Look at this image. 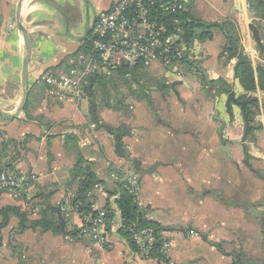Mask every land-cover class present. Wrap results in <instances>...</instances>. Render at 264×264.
Wrapping results in <instances>:
<instances>
[{"label": "crops", "instance_id": "obj_1", "mask_svg": "<svg viewBox=\"0 0 264 264\" xmlns=\"http://www.w3.org/2000/svg\"><path fill=\"white\" fill-rule=\"evenodd\" d=\"M113 1L24 5L21 21L31 52L28 107L15 118L0 115V170L34 173L37 182L34 192L19 200L0 195V264H165L140 259L130 236L118 229L102 246L77 234L78 216L59 209L71 197L66 183L78 154L108 188L116 183L114 176H137L136 204L159 238L170 243L176 264H242V257L264 264V49L247 28L254 26L264 41V22L253 23L246 0H193L195 21L223 29L213 27L211 38L190 42L196 59L181 63L177 76L157 66L138 71L150 80L135 86L144 96L129 97L134 104L129 113L100 110L94 103L92 116L87 95L83 104L73 96H51L38 79L85 51L97 15ZM22 3L0 0V111L5 113L14 111L22 96L25 50L16 27ZM230 43L237 49L234 58H228ZM239 52L260 80L255 90H245L234 74ZM230 92L246 102L244 113L232 102L228 111ZM133 161L149 173L139 176ZM93 191L95 207L108 203L120 227L116 197H108L104 187ZM46 209L49 218L59 219V233L31 227ZM18 214L26 218L22 231Z\"/></svg>", "mask_w": 264, "mask_h": 264}, {"label": "built area", "instance_id": "obj_2", "mask_svg": "<svg viewBox=\"0 0 264 264\" xmlns=\"http://www.w3.org/2000/svg\"><path fill=\"white\" fill-rule=\"evenodd\" d=\"M192 1L114 0L109 11L97 15L84 46L85 51L68 58L64 67L54 74L41 75L38 83L47 87L51 96L83 99L90 77L109 76L121 69L143 71L157 66L168 75H179L181 63H191L196 59L190 42L184 37L181 18ZM130 75L127 72L125 77ZM113 179L124 183L137 203V176L127 175L122 179L114 176ZM36 182L34 173L3 171L0 173V195L19 200L34 192ZM96 188L103 191L102 186ZM59 210L65 216L75 213L79 219L77 234L96 245L107 244L110 236L120 228L107 217L104 209H97L94 203L89 210L78 213L79 206L72 205L67 199ZM129 236L140 259L155 258L165 264H176L170 255V243L160 239L152 227L135 226L130 229Z\"/></svg>", "mask_w": 264, "mask_h": 264}, {"label": "trees", "instance_id": "obj_3", "mask_svg": "<svg viewBox=\"0 0 264 264\" xmlns=\"http://www.w3.org/2000/svg\"><path fill=\"white\" fill-rule=\"evenodd\" d=\"M249 9L253 13V23L257 20V24L264 22V1L262 0H246ZM183 20V31L184 37L188 42L193 40H198L200 42L205 41L206 39L211 38L210 29L213 27L223 29L220 25L205 24L195 21L188 14L184 13L182 15ZM87 41L85 42L86 45ZM228 51V58H234L236 56V46L233 43H230ZM127 72H130V77L126 78L125 75ZM116 74V78L106 79L107 76H94L91 87H86V95L90 98V101L95 103L96 106H102L104 108L110 109L114 112H130V106L125 104V98L123 95L119 97L117 94H120L117 89L122 88L123 86L130 85H139V82L143 79L144 73L138 71H126L119 70ZM237 75L240 79V82L245 90L251 91L255 90L257 83L260 80H255L254 73L246 65H241ZM257 82V83H256ZM259 85V84H258ZM89 86V85H88ZM130 94H133L129 89ZM141 97L144 96V92H141ZM129 97H133L129 96ZM137 99L140 96H136ZM134 98V97H133ZM28 107V101L24 108L26 112ZM95 121L98 122V119L95 117ZM11 142V141H10ZM3 172L0 170V173ZM97 186L104 187V190L108 197L115 196L114 204L120 214V228L118 229V234L122 237H129L130 229L136 227H153L149 222L144 219L142 212H140L138 206L134 202L133 198L129 194L128 189L122 182H116L111 184V188L106 187V184L97 178L95 173L92 170V164L86 161L84 158L78 154V158L75 162L74 168L71 170V176L69 181L66 183V188L71 194L69 198L72 205H78V213H83L90 209V205L93 204L92 192ZM104 210L107 212V217L112 218V212L107 203L104 207ZM42 215L43 217L40 221H34L30 225L31 227L41 226L44 230H52L54 233H59L60 231V221L57 217L49 218L48 215ZM1 213V212H0ZM20 218V229L25 228L26 218L25 214H18ZM76 234V232H74ZM155 255H153V258Z\"/></svg>", "mask_w": 264, "mask_h": 264}, {"label": "water", "instance_id": "obj_4", "mask_svg": "<svg viewBox=\"0 0 264 264\" xmlns=\"http://www.w3.org/2000/svg\"><path fill=\"white\" fill-rule=\"evenodd\" d=\"M26 2H27V0H23L22 5H20L18 7V10H17V13H16V27H17L18 33L20 34L21 38L23 39L24 50H25V58H24V64H23V69H22V80H21V83H22V96H21V101H20L19 106L14 111H12L10 113H5V112L0 111V115L2 117H4V118H7V119L17 117V115H19L24 110V108L26 106V103H27V98H28L27 75H28V69H29V64H30V59H31V52H30V44H29L28 38H27V36L25 34V31H24V28H23V25H22V21H21L22 13H23L24 8H25L24 5H25ZM247 28H248L249 31H251L257 46L259 48H261V49H264V41L260 40V37H259L258 32L255 29V27L252 26L251 24H249L247 26ZM242 64L247 65L250 69L252 68L250 61L247 60V59H244L242 53L239 52L238 55H237V63L235 65V67H234V74L235 75H237L238 67L240 65H242ZM92 81H93V78L90 77L89 78V86H88V88L91 87ZM230 102H232L235 105L240 106L242 111H243V113H244V106L246 105V102H238V101H236L235 98H234V94L232 92H230L228 94V97H227V100H226V103H225L226 104V108L228 109V111H229V108H230V105H229ZM247 103H252V101H248ZM90 111H91V115L93 116L94 112H95V104L94 103H91ZM116 149H119V145L118 144L116 145ZM133 163H134L135 169H136L137 173L139 174V176H143L144 174L149 173L148 171H140L138 169L139 168V164H138L137 161H133ZM56 213L60 216V212H59L58 209H56ZM241 263L242 264H255V263H251V262L245 261L244 257L241 258Z\"/></svg>", "mask_w": 264, "mask_h": 264}, {"label": "rangeland", "instance_id": "obj_5", "mask_svg": "<svg viewBox=\"0 0 264 264\" xmlns=\"http://www.w3.org/2000/svg\"><path fill=\"white\" fill-rule=\"evenodd\" d=\"M185 13L186 14H188L190 17H191V11H190V8H188L186 11H185ZM190 45H191V43H190ZM132 71V70H131ZM55 73V71L53 70V69H50L49 70V74H54ZM116 74L117 73H111L109 76H107L106 77V79L107 80H109L110 78H116ZM146 78H147V80H150V77H149V75H148V73H146L145 75H144V77H143V79L140 81V82H143V80H146ZM131 84H133V83H131ZM131 84L130 85H128L129 86V88H127V86H123L122 88H119V89H117L118 90V92H120V94H117L119 97H121L122 95H123V97L126 99L125 100V104L126 105H128V106H131V108H133V100L132 99H130L129 98V96H132L133 95V97H136V96H141L142 94H141V88H139V87H137V88H135V86L136 85H134V88L133 87H131ZM129 89L132 91V93L133 94H130V91H129ZM81 102H82V104L83 103H87V100H85V98H83V99H81ZM99 107V109L100 110H102L103 108H101L102 106H98ZM120 114H122V112H119ZM124 114L123 115H125V112H123ZM249 141V139L247 138V142ZM96 192L95 191H93L92 192V194H95Z\"/></svg>", "mask_w": 264, "mask_h": 264}]
</instances>
